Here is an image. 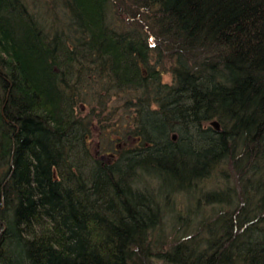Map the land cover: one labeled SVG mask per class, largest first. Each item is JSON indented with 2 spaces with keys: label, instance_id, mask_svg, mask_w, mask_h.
Segmentation results:
<instances>
[{
  "label": "trees",
  "instance_id": "1",
  "mask_svg": "<svg viewBox=\"0 0 264 264\" xmlns=\"http://www.w3.org/2000/svg\"><path fill=\"white\" fill-rule=\"evenodd\" d=\"M0 264H264V0H0Z\"/></svg>",
  "mask_w": 264,
  "mask_h": 264
},
{
  "label": "water",
  "instance_id": "2",
  "mask_svg": "<svg viewBox=\"0 0 264 264\" xmlns=\"http://www.w3.org/2000/svg\"><path fill=\"white\" fill-rule=\"evenodd\" d=\"M211 124L216 128V129H221V126H220V122L219 121H217V120H214V121H212L211 122ZM177 136L176 135H174V138H176Z\"/></svg>",
  "mask_w": 264,
  "mask_h": 264
},
{
  "label": "rangeland",
  "instance_id": "3",
  "mask_svg": "<svg viewBox=\"0 0 264 264\" xmlns=\"http://www.w3.org/2000/svg\"><path fill=\"white\" fill-rule=\"evenodd\" d=\"M171 80H172V75L170 73L164 75V81H171Z\"/></svg>",
  "mask_w": 264,
  "mask_h": 264
}]
</instances>
